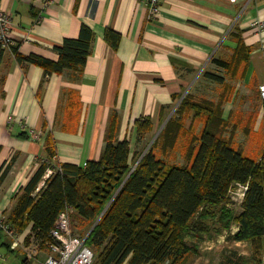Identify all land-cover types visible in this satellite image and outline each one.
<instances>
[{
    "label": "crops",
    "instance_id": "1",
    "mask_svg": "<svg viewBox=\"0 0 264 264\" xmlns=\"http://www.w3.org/2000/svg\"><path fill=\"white\" fill-rule=\"evenodd\" d=\"M0 7L10 16V37L16 46V51L0 47V172L15 159L0 184L3 215L45 157L48 133L60 163L97 161L109 117L116 111V139L128 140L134 152L137 120L149 117L154 128L166 123L175 101L198 84L209 83L221 92V85L205 78L207 73L223 76L233 88L230 102L223 107V119L238 121L239 115H245L239 129L246 137L264 132L260 102L256 110L240 111L234 118H229L231 110L226 115L237 91L241 97L260 101L264 28L258 31L252 25L264 23V0H160L155 18L149 17L143 0H0ZM82 25L91 29L93 41L78 80L71 72L45 76L40 67L19 61L31 55L57 61L55 48L65 38H77ZM107 29L121 36L117 50L105 42ZM238 37L251 51L239 78L231 79L213 60H232ZM69 91H75L80 102L70 116L66 112ZM242 199L231 197L234 214L240 213ZM237 230L232 224L229 230L204 239L198 244L199 254L201 244L211 252L224 244L223 256L215 264L249 259L250 244L228 239ZM30 231L28 226L17 236L0 234V264H25V259L27 264L34 263L26 254V248L35 244L26 240ZM35 248L38 260L43 261L47 251Z\"/></svg>",
    "mask_w": 264,
    "mask_h": 264
},
{
    "label": "trees",
    "instance_id": "2",
    "mask_svg": "<svg viewBox=\"0 0 264 264\" xmlns=\"http://www.w3.org/2000/svg\"><path fill=\"white\" fill-rule=\"evenodd\" d=\"M104 39L117 50L121 36L107 29ZM92 41L93 32L82 25L77 38H65L55 48L57 61L34 55L18 59L40 67L45 76L71 72L78 80ZM12 49L16 51V47ZM250 51L238 37L232 60L215 59L213 63L226 70L228 78H239ZM205 78L221 85L218 99L197 101L187 93L144 155L132 152L128 140L117 141L116 111L109 117L99 160L85 165L56 164L54 141L48 133L45 157L26 186L14 195L4 224L15 236L30 226L39 246L47 249L59 214L68 209L74 229L89 227L82 238L96 251L92 264H187L199 254L200 242L236 224L238 230L228 239L250 244L252 254L249 259L218 264H260L264 257V147L257 159L244 156L235 141L241 118L223 119V107L230 102L233 88L218 74L207 73ZM79 108V95L69 91L66 112L70 116ZM134 125L137 143L154 129L149 117ZM180 140L184 163L168 162L167 156H173ZM14 160L1 167L0 184ZM48 168L55 172L39 189ZM239 185L246 190L241 211L234 214L230 191Z\"/></svg>",
    "mask_w": 264,
    "mask_h": 264
},
{
    "label": "built area",
    "instance_id": "3",
    "mask_svg": "<svg viewBox=\"0 0 264 264\" xmlns=\"http://www.w3.org/2000/svg\"><path fill=\"white\" fill-rule=\"evenodd\" d=\"M147 6L149 17L155 18L158 14L160 0H143ZM258 31L263 30L264 23L262 21H256L252 25ZM11 21L10 16L0 7V47L13 48L16 47L15 43L10 37ZM261 51L264 52V42L260 46ZM259 98L262 103L264 112V84L259 86ZM54 162L59 165L58 157H54ZM85 165V163L83 164ZM55 170L48 168L41 183L39 189H42L46 185V181L54 174ZM245 186L239 185L235 190H231V197L236 199H242ZM5 216L0 213V227L10 236H13V232L7 225L4 224ZM70 210L66 209L62 211L51 231V242L46 243L47 255L43 261L38 260L37 250L41 249L38 242L35 240L32 230L29 232V243H35L33 247L26 248V254L29 258H33V264H92L95 254L85 245V238L76 236L73 234L70 228ZM260 264H264V257L261 259Z\"/></svg>",
    "mask_w": 264,
    "mask_h": 264
},
{
    "label": "rangeland",
    "instance_id": "4",
    "mask_svg": "<svg viewBox=\"0 0 264 264\" xmlns=\"http://www.w3.org/2000/svg\"><path fill=\"white\" fill-rule=\"evenodd\" d=\"M201 85L202 84H198V86L194 87L193 90H189V91L184 92L181 99L187 93H190L193 95V97L197 101L200 100L201 98H204V99H208V100L215 102L218 99V94H219V91L215 90V86H213L209 83H207V85H202V86ZM236 88H237V86H236ZM241 88L242 87H238L237 90H239ZM243 95H245V94H243ZM181 99H178L177 101H175V106H174L172 116L174 115V112L177 109ZM259 102L261 103V101H258V99L257 100L250 99L247 96L241 97L237 91L235 99L231 103H229L226 107V111H227L226 115H227L228 111H230V110L233 112V115H231L229 118H231V117L234 118L235 117L234 115L240 111H242L244 113H248L246 110H248V111H250L251 109L256 110L257 106L260 104ZM239 117L242 120H245V115L244 116L239 115ZM165 124L166 123L156 124L153 131L146 136V139L144 141H142L141 143L136 142V150H138L139 152H142L144 155L146 153V151L149 149V147H151L153 142L157 139V137L161 133ZM189 125H190V122H189L188 118L186 117L185 118V127H187ZM236 135L237 136H236L235 141L242 148V152H243L244 156L251 158V159H257L260 156V154L263 150V147H264V132H263V130H261L258 133L252 132L249 137H246L245 134L242 132V130L239 129L238 132L236 133ZM182 143L183 142L180 140L179 145L173 151L174 152L173 156H171V155L167 156L168 162H174L176 164H183L184 163L183 157H182V155H180V151H179V150H181V144ZM70 228H71V231H73L74 235L79 236V237H84L88 233V230H89L88 226L80 227L79 229H74L73 226H70ZM187 241L189 243H193L192 240H190V239H187ZM216 245L217 244L215 243L214 247ZM222 245H224V244H220L218 246V250L211 252L213 250L208 251V250L204 249L205 247H207L206 244H201L202 251L200 252V254L197 256L190 257L187 264H215V263H217L219 261V258H221V256H223ZM243 250H245V247L243 248ZM93 251L95 252L94 254L96 255V251L95 250H93Z\"/></svg>",
    "mask_w": 264,
    "mask_h": 264
},
{
    "label": "water",
    "instance_id": "5",
    "mask_svg": "<svg viewBox=\"0 0 264 264\" xmlns=\"http://www.w3.org/2000/svg\"><path fill=\"white\" fill-rule=\"evenodd\" d=\"M136 164H137V163H136ZM102 214H103V213H102ZM102 214H101V215H102Z\"/></svg>",
    "mask_w": 264,
    "mask_h": 264
}]
</instances>
